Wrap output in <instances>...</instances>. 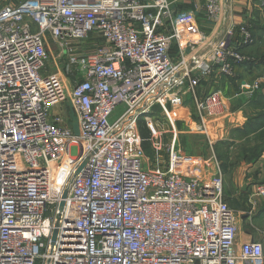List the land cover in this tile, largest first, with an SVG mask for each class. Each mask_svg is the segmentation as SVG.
Listing matches in <instances>:
<instances>
[{"label":"built area","instance_id":"built-area-1","mask_svg":"<svg viewBox=\"0 0 264 264\" xmlns=\"http://www.w3.org/2000/svg\"><path fill=\"white\" fill-rule=\"evenodd\" d=\"M177 1L0 6V264H264V228L238 246L221 175L175 150L178 120L192 116L187 98L197 121L225 115L220 92L201 99L197 89L245 62L251 26L228 22L210 36ZM203 2L217 24L222 0ZM50 43L66 58L62 74L43 73ZM258 86L240 84L249 96ZM65 101L76 131L52 112ZM155 107L172 130L166 147ZM258 196L264 185L250 198Z\"/></svg>","mask_w":264,"mask_h":264},{"label":"rangeland","instance_id":"rangeland-1","mask_svg":"<svg viewBox=\"0 0 264 264\" xmlns=\"http://www.w3.org/2000/svg\"><path fill=\"white\" fill-rule=\"evenodd\" d=\"M21 0H0V6L6 4H15ZM183 1V0H182ZM189 8L198 9L199 30L209 33L214 23L209 22L205 17L203 0H186ZM264 0H222L224 12L219 17V21L228 24L231 22L234 27L245 23L250 27V34L253 42L250 46L241 49L245 57L243 64H237L233 68V75L221 77L213 73L208 79L198 86V97L203 99L209 93L218 91L226 100L227 106L230 103L231 111H239L245 121H258L261 125L264 121V34H258V29H264V5H259ZM180 2L174 7L180 6ZM221 23H219L220 25ZM255 32V34L253 33ZM236 36L238 27L235 29ZM60 52L57 44H49L48 59L45 63L43 73L47 75L62 74L66 63L64 56H58ZM176 52L172 50L171 55ZM259 81L257 90L250 96L240 88L242 82L253 83ZM232 105V106H231ZM186 109L191 112V106L195 107L190 100L186 99ZM120 107L117 108L115 115L109 118V122L114 121L121 113ZM54 114L60 113L67 125L75 122V117L67 101L52 108ZM192 113V112H191ZM154 116H156L154 114ZM163 117V116H161ZM185 118L187 121L183 120ZM178 120L177 138L175 150L181 158H191L193 161L202 163L201 167L208 174L218 172L223 180V194L229 208L236 214L238 223V236H245L249 233L255 239L259 237V231L264 228V196L250 198L256 187L264 185V153H251L255 149L257 136L245 137L250 126L254 124H245L239 128L227 127L228 121H197L187 116ZM156 119V117H155ZM190 119V120H189ZM220 119H223L221 115ZM158 129L164 132L162 141L164 147L172 142V130L168 128L165 121H153ZM197 124V126H195ZM264 124V123H262ZM256 125V124H255ZM201 127V128H199ZM205 129L207 130L205 132ZM264 147V142L260 140ZM148 156L151 160L156 156L151 149L148 150ZM251 155L253 156L252 159ZM161 160L166 161L165 151L159 155ZM251 203H254L252 210ZM252 212V217L249 218ZM239 246V244H238Z\"/></svg>","mask_w":264,"mask_h":264},{"label":"crops","instance_id":"crops-1","mask_svg":"<svg viewBox=\"0 0 264 264\" xmlns=\"http://www.w3.org/2000/svg\"><path fill=\"white\" fill-rule=\"evenodd\" d=\"M179 2L181 3L179 8L174 7L178 11H192V8H189L188 4L185 3V2H187L186 0H183V1L181 0ZM175 3H177V2H175ZM175 3H174V5H175ZM193 6H195L194 11H195V17L197 18L199 12H198L196 5H193ZM233 18H234V16L232 17V15H231V22H232ZM219 23H221V24L219 25ZM227 25H228L227 22L226 23L223 22V24H222V22L219 21L217 24L211 26V29H210L209 33L207 32V34H209L210 36H217L225 30ZM229 106H230V103H228L227 111H226L225 115L223 116V119H220L219 117H216V118L208 117L206 121H209V122L210 121H228V122H226L227 127H231V128L241 127L243 124L246 123L245 119L241 116V113L239 111H231V109H229ZM153 113L156 115L155 121H164V118L161 117L162 113H161V109L159 107L153 108ZM183 120L187 121L185 118H183ZM71 125H72L71 128L73 129V131H76L75 122H74V124L72 123ZM244 235L245 236H242V235L237 236V239H236L237 245L238 244L240 245L241 243L249 241V240H259L258 236H256L254 239V237L252 235H250L249 233H245Z\"/></svg>","mask_w":264,"mask_h":264},{"label":"trees","instance_id":"trees-1","mask_svg":"<svg viewBox=\"0 0 264 264\" xmlns=\"http://www.w3.org/2000/svg\"><path fill=\"white\" fill-rule=\"evenodd\" d=\"M255 34V32H253ZM257 33L258 34H264V29H258L257 30ZM243 64V63H242ZM241 65V64H240ZM191 115H192V118H194L195 120H197V116H196V113L194 112V109L193 107L191 106ZM250 122V123H249ZM259 122H262L264 123V121H259ZM254 124L252 126H250V129L253 130L252 132L250 130H248V132L246 133L245 137L247 138L248 136H257L256 137V147L255 149L251 152L253 155L255 153H264V147H262L263 145L260 144V140H262L264 142V124L261 123V125H257L258 124V121H247L245 124ZM178 124V123H177ZM245 124L243 125L245 127ZM256 124V125H255ZM138 130H139V134L140 136L142 137L143 139V142H142V147L144 149V151L146 152V154L148 155V150L151 149L150 147V142L147 141V138L149 136V131L147 129V127L145 126V122L143 119H140L139 123H138ZM252 155H251V158L252 159Z\"/></svg>","mask_w":264,"mask_h":264},{"label":"water","instance_id":"water-1","mask_svg":"<svg viewBox=\"0 0 264 264\" xmlns=\"http://www.w3.org/2000/svg\"><path fill=\"white\" fill-rule=\"evenodd\" d=\"M66 196H67V191H65V192L63 193L62 198H66ZM62 206H63V203L61 202V203H60V208H61ZM55 234H56V231H54L53 239L55 238Z\"/></svg>","mask_w":264,"mask_h":264}]
</instances>
